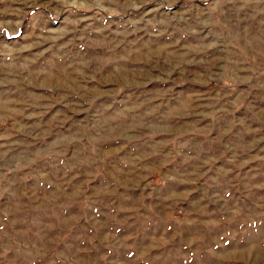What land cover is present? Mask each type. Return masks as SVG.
<instances>
[{
    "label": "rangeland",
    "instance_id": "374dc122",
    "mask_svg": "<svg viewBox=\"0 0 264 264\" xmlns=\"http://www.w3.org/2000/svg\"><path fill=\"white\" fill-rule=\"evenodd\" d=\"M0 264H264V0H0Z\"/></svg>",
    "mask_w": 264,
    "mask_h": 264
}]
</instances>
